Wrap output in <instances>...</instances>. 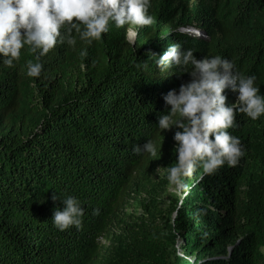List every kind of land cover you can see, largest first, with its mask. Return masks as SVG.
<instances>
[{"label": "trees", "instance_id": "1", "mask_svg": "<svg viewBox=\"0 0 264 264\" xmlns=\"http://www.w3.org/2000/svg\"><path fill=\"white\" fill-rule=\"evenodd\" d=\"M150 13L133 43L126 25L57 45L39 78L27 48L0 62V264H264V116H236L245 154L211 175L198 167L187 195L168 191L181 129L162 133L160 156L132 150L156 136L163 95L191 79L150 59L170 43L233 60L264 95V0H152ZM54 193L81 201L79 229L53 225Z\"/></svg>", "mask_w": 264, "mask_h": 264}, {"label": "clouds", "instance_id": "2", "mask_svg": "<svg viewBox=\"0 0 264 264\" xmlns=\"http://www.w3.org/2000/svg\"><path fill=\"white\" fill-rule=\"evenodd\" d=\"M151 7L152 0H0V62L12 67L19 61L21 50L27 48L35 61L26 62V74L39 78L43 71L41 57L57 45L75 47L79 40L91 46L113 26L127 25L126 31L138 33L155 23ZM194 52L173 42L162 55L149 53L161 72L178 68L180 73H189L191 79L178 90L173 88L163 95L168 107L158 114L156 136L132 149L139 156H160L162 133L173 127L181 129L173 137L177 159L168 167L167 179L177 189H183L185 195L190 191L185 179L198 167L211 175L225 164L237 165L245 154L240 138L229 131L239 127L236 116L244 114L251 120L264 116V95L260 94L255 75L239 71L227 57L197 59ZM79 55L87 57V47L81 48ZM136 67L147 68L148 61L140 60ZM225 89L238 93L234 103L226 104ZM51 199L63 205L54 210L51 219L57 229L82 226L84 208L78 198L54 193Z\"/></svg>", "mask_w": 264, "mask_h": 264}, {"label": "rangeland", "instance_id": "3", "mask_svg": "<svg viewBox=\"0 0 264 264\" xmlns=\"http://www.w3.org/2000/svg\"><path fill=\"white\" fill-rule=\"evenodd\" d=\"M132 33L133 32H131V31H129V33L127 34V38H128V40L129 41H132ZM202 36V35H201ZM168 191H170V192H175V193H177V195L178 196H181V189H177L176 187H174L173 185L171 186H169L168 187ZM173 217H175V213L173 214ZM104 245H107L108 244V242H102Z\"/></svg>", "mask_w": 264, "mask_h": 264}, {"label": "water", "instance_id": "4", "mask_svg": "<svg viewBox=\"0 0 264 264\" xmlns=\"http://www.w3.org/2000/svg\"><path fill=\"white\" fill-rule=\"evenodd\" d=\"M135 36H136V33H132V43L134 42V39H135Z\"/></svg>", "mask_w": 264, "mask_h": 264}]
</instances>
